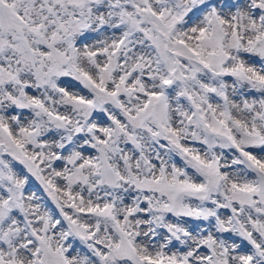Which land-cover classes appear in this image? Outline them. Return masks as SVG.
<instances>
[{
    "label": "snow or ice",
    "instance_id": "1",
    "mask_svg": "<svg viewBox=\"0 0 264 264\" xmlns=\"http://www.w3.org/2000/svg\"><path fill=\"white\" fill-rule=\"evenodd\" d=\"M0 264H264V0H0Z\"/></svg>",
    "mask_w": 264,
    "mask_h": 264
}]
</instances>
